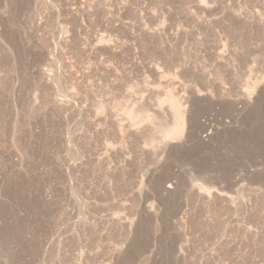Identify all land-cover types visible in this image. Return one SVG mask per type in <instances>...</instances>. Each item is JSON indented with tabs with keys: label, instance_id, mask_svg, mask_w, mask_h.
<instances>
[{
	"label": "rangeland",
	"instance_id": "rangeland-1",
	"mask_svg": "<svg viewBox=\"0 0 264 264\" xmlns=\"http://www.w3.org/2000/svg\"><path fill=\"white\" fill-rule=\"evenodd\" d=\"M0 264H264V0H0Z\"/></svg>",
	"mask_w": 264,
	"mask_h": 264
},
{
	"label": "bare ground",
	"instance_id": "bare-ground-1",
	"mask_svg": "<svg viewBox=\"0 0 264 264\" xmlns=\"http://www.w3.org/2000/svg\"><path fill=\"white\" fill-rule=\"evenodd\" d=\"M171 187V186H170Z\"/></svg>",
	"mask_w": 264,
	"mask_h": 264
}]
</instances>
